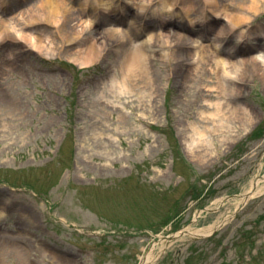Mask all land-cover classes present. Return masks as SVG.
Listing matches in <instances>:
<instances>
[{
    "label": "rangeland",
    "instance_id": "rangeland-1",
    "mask_svg": "<svg viewBox=\"0 0 264 264\" xmlns=\"http://www.w3.org/2000/svg\"><path fill=\"white\" fill-rule=\"evenodd\" d=\"M5 1L10 16L40 0ZM84 1H66L75 18ZM190 1L194 24L161 10L163 0L139 13L122 0L105 14L137 19L144 39L163 33L146 44L152 78L129 77L124 90L131 35L89 28L84 43L105 47L79 64L67 46L56 51L75 23L68 9L58 21L38 16L43 46L0 42V264H141L162 239L154 264H264V191L241 208L239 196L264 175V75L249 64L238 80L222 66L252 56L264 66V4L218 39L223 11L202 24L205 0ZM174 30L188 38L173 36L171 50ZM235 211L211 236L167 238Z\"/></svg>",
    "mask_w": 264,
    "mask_h": 264
},
{
    "label": "bare ground",
    "instance_id": "bare-ground-1",
    "mask_svg": "<svg viewBox=\"0 0 264 264\" xmlns=\"http://www.w3.org/2000/svg\"><path fill=\"white\" fill-rule=\"evenodd\" d=\"M66 1L71 2L72 0H40L34 6L29 8L18 7L13 14L6 16L4 14L5 12L2 13L6 1L0 0V42L7 38L16 39L17 37V39H24L36 47L43 46V44H45L46 38L48 37H44L42 34L37 33L36 30L38 29L36 27L38 26H36V23L38 22V19L47 15L51 21H58L56 16L61 13V9H68L66 6ZM182 1L184 0H178L170 3L169 1L167 2V0H163L164 4L166 2L167 5H165L161 10L169 12L172 17H185L191 24H194L195 20L191 16V10L196 7L194 1L186 0V2H184L185 4H182ZM121 2L122 0H112L109 3L101 2L100 5L97 6L95 5L96 3L89 5L88 0H85L84 2H81L80 7H78L79 12H77V18H75L74 14L70 11L72 10L70 7L67 11V16L71 17L70 19L75 23L70 28V30L67 31L64 37L65 40H62L56 45V51L63 53V47L67 46L68 50L64 51V53L69 54L71 58L79 64L82 63L86 65L90 64V62H93L98 58V56H100L101 51L104 49L106 43L104 39L102 40L98 38H95L87 44L84 43V37L90 32L89 28L93 31L99 30L101 34H104L108 37L117 35L128 37V35H131L130 41L127 43V45L130 46V50L122 60V78L121 81L117 80V82H120L121 86H123L122 90H124L126 87L125 82L129 79V77L135 78L139 77L140 74H146L152 78L149 53L146 50V44L151 43L153 41L152 39L156 35V37L161 38L163 33H153L152 38L149 37L148 39H144L140 36L142 31L140 23L137 21V19H130V21L126 20L127 22L121 19L107 20L110 14H118V12H120L121 7L124 6L120 4ZM151 3H153V0H128V5L130 6L132 4V8H135V10H137L136 12L138 13L149 10V5ZM229 3H233V7H230L228 3L222 2L220 0H205L204 4L201 5L202 16L198 19L199 23L201 22L204 24L206 20L209 19L210 15L218 16L222 11L226 16L229 26L222 27L218 31V39L225 32H230L233 31L234 28H239L236 26H240L241 23L249 19L250 17L247 15L248 10H254L256 12L260 11V8L263 7L262 4H264V0H240L237 2L231 1ZM245 9L247 10L245 11ZM123 11L121 12L124 15ZM173 36H178L180 40L188 38L186 35L183 36L182 34H179V31L176 30L173 31V34H167L166 43L167 46L170 44L171 50L174 46V42H172L170 39H172ZM242 37L246 38V35L243 34ZM66 43L68 44L65 45ZM165 52V58L168 59L169 57L167 50H165ZM259 60V57L252 56L248 59L243 57L238 61L233 60L228 64L224 63L222 65L224 69V75H231L232 77H236V79L241 80L246 76L247 71H245V69L249 64H253L255 67L257 66L258 70L261 71L262 75H264V66L260 64L257 65ZM232 69H237L236 76L232 74ZM195 76H197V74ZM215 106L217 107V111L229 109V107H226L225 103L223 104L222 102H216ZM218 117L219 116H217L216 112L209 117V120L217 122ZM218 122L222 121L219 120ZM261 182H264V179L262 180V178H257L256 180H253L252 186L246 192L241 194L240 197L242 198V202H245L247 197H252L264 191V184H261ZM232 214L224 216L218 222L205 228L184 229L182 231L183 233H176L173 236V239L185 240L187 237H194V234H209L215 229L224 226ZM161 242L162 243H160L159 246L154 247L151 252L144 256L141 264H154L159 252L164 251L169 246V240L164 241L162 239ZM0 257L1 259L4 257L2 252H0ZM59 260L66 261L68 259L62 257Z\"/></svg>",
    "mask_w": 264,
    "mask_h": 264
},
{
    "label": "water",
    "instance_id": "water-1",
    "mask_svg": "<svg viewBox=\"0 0 264 264\" xmlns=\"http://www.w3.org/2000/svg\"><path fill=\"white\" fill-rule=\"evenodd\" d=\"M192 222H194V221H192ZM181 233H183V232H181ZM204 235H202V234H196V237H203ZM173 237V236H172Z\"/></svg>",
    "mask_w": 264,
    "mask_h": 264
}]
</instances>
